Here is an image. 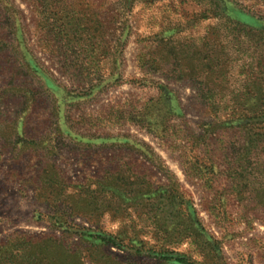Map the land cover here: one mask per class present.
Wrapping results in <instances>:
<instances>
[{
    "label": "rangeland",
    "instance_id": "374dc122",
    "mask_svg": "<svg viewBox=\"0 0 264 264\" xmlns=\"http://www.w3.org/2000/svg\"><path fill=\"white\" fill-rule=\"evenodd\" d=\"M8 3L0 1V242L54 236L86 259L118 264H264L262 142L246 152L229 130L212 135L203 156L182 162L168 149L185 146L186 121H215L201 83L215 82L224 107L262 96L264 0ZM149 111L178 137L170 130L166 145L141 129ZM197 160L188 180L183 165Z\"/></svg>",
    "mask_w": 264,
    "mask_h": 264
},
{
    "label": "trees",
    "instance_id": "16d2710c",
    "mask_svg": "<svg viewBox=\"0 0 264 264\" xmlns=\"http://www.w3.org/2000/svg\"><path fill=\"white\" fill-rule=\"evenodd\" d=\"M9 7L8 0H0ZM47 2L48 0H30V2ZM50 1V0H49ZM73 5H65L62 9V17L68 19V15L73 13ZM73 26L68 20L64 30L59 31L56 36L60 39L69 36L68 26ZM75 26H81L75 24ZM83 32H87V28L82 27ZM80 34V33H79ZM82 35H80L81 37ZM264 75V71H263ZM211 80V79H210ZM214 81L202 85L201 94L198 97L203 102V108L210 109V113L214 115L215 121L204 124L190 125L187 121L183 128L184 135L182 142L185 146L181 147L178 142H174L168 146L173 152L179 151L182 162L183 158H187V154L195 156L199 153L203 156V149L207 147V141L211 136H223L224 133L230 131L239 132L246 141V152H252L256 149L258 143L262 142L264 148V76L262 77V96L258 97L257 93L252 98L237 95L228 100L229 106L224 107L225 95L211 91V86H217ZM257 102L260 105H257ZM146 108V106H145ZM147 110V108H146ZM204 110V111H206ZM150 116H149V115ZM148 126H140L152 137L160 140L167 145L169 131L174 130V137H178V131L174 126L157 125L152 123L155 120L151 111L146 113ZM224 117V119H222ZM173 136V134H171ZM162 143V144H163ZM263 150V149H262ZM192 158H190L191 160ZM194 161V160H193ZM200 168L198 160L196 162L188 161L183 165V170L188 180L197 178L198 169ZM180 262L187 263L185 259H179ZM110 256L94 259H86L80 251L70 245V243L62 238L54 236L34 237L28 234H14L7 238L4 242H0V264H118Z\"/></svg>",
    "mask_w": 264,
    "mask_h": 264
}]
</instances>
